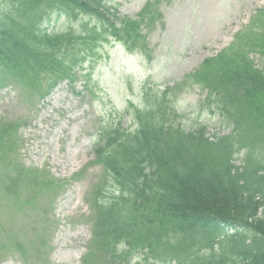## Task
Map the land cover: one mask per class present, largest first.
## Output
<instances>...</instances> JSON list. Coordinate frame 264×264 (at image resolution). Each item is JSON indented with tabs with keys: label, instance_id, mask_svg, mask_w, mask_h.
<instances>
[{
	"label": "trees",
	"instance_id": "16d2710c",
	"mask_svg": "<svg viewBox=\"0 0 264 264\" xmlns=\"http://www.w3.org/2000/svg\"><path fill=\"white\" fill-rule=\"evenodd\" d=\"M159 2L148 0L132 19L105 0H2L0 90L17 86L44 100L80 77L92 93L101 47L111 40L141 52L147 46L141 26L160 17ZM52 17L79 25L49 33ZM252 53L264 57V8L226 48L156 91L146 107L127 103L132 128L117 122L98 133L89 164L102 173L87 194L88 252L106 264H130L136 256L149 264H264V71ZM190 86L206 92L203 102L229 134L183 127L175 101ZM16 131V124L0 122V167L9 154L14 162L0 168V188L8 182L6 194L17 199L21 187L29 189L24 204L50 186L62 189L64 182L46 171L16 163ZM238 155L242 165L235 164ZM1 236L0 226L3 256ZM14 247L22 248L18 241Z\"/></svg>",
	"mask_w": 264,
	"mask_h": 264
},
{
	"label": "rangeland",
	"instance_id": "374dc122",
	"mask_svg": "<svg viewBox=\"0 0 264 264\" xmlns=\"http://www.w3.org/2000/svg\"><path fill=\"white\" fill-rule=\"evenodd\" d=\"M105 1L116 5L121 17L135 19L148 0ZM2 7L0 0V11ZM262 8L264 0H160V17L141 26L147 45L139 47L141 52L129 53L111 40L101 47L91 76L92 93L83 90L80 77L73 86L67 81L59 84L44 100L17 86L0 90V122L17 125L16 163L64 182L62 189L50 186L37 201L24 204L29 189L21 187L17 199L6 194L8 182L3 181L0 226L6 254L0 256V264H81L85 253L83 264H106L94 250L87 251L91 224L86 198L102 173L101 167L89 164L98 133L117 122L132 128L127 103L146 107L156 91L180 82L202 60L226 48ZM78 25L52 17L45 28L59 33ZM250 59L264 71V57L252 53ZM205 96L198 86L178 95L175 109L183 116V127L199 124L208 136L229 134L219 115L212 114L214 107L203 102ZM9 163L14 164L10 154L1 167ZM235 164L242 165L241 155ZM15 241L22 246L18 251ZM130 264L149 262L136 256Z\"/></svg>",
	"mask_w": 264,
	"mask_h": 264
},
{
	"label": "bare ground",
	"instance_id": "6f19581e",
	"mask_svg": "<svg viewBox=\"0 0 264 264\" xmlns=\"http://www.w3.org/2000/svg\"><path fill=\"white\" fill-rule=\"evenodd\" d=\"M79 258V253L75 256V259H78Z\"/></svg>",
	"mask_w": 264,
	"mask_h": 264
}]
</instances>
